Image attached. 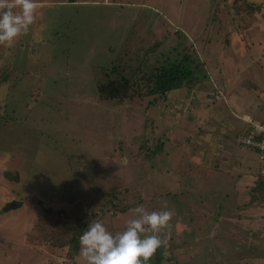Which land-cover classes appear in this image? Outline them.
Listing matches in <instances>:
<instances>
[{
    "label": "rangeland",
    "instance_id": "374dc122",
    "mask_svg": "<svg viewBox=\"0 0 264 264\" xmlns=\"http://www.w3.org/2000/svg\"><path fill=\"white\" fill-rule=\"evenodd\" d=\"M37 1L47 8L0 57V264H82L68 244L80 223L122 231L137 205L174 213L148 264H253L250 246L202 235L215 201L201 211L198 189L202 162L252 113L246 95L263 105L264 0ZM182 55L202 62L199 81L146 94L145 73ZM120 78L129 96L103 99Z\"/></svg>",
    "mask_w": 264,
    "mask_h": 264
},
{
    "label": "crops",
    "instance_id": "0c3cea01",
    "mask_svg": "<svg viewBox=\"0 0 264 264\" xmlns=\"http://www.w3.org/2000/svg\"><path fill=\"white\" fill-rule=\"evenodd\" d=\"M80 1L85 0H72L71 5L74 6L77 3H82ZM37 2L39 6L47 8L45 3ZM49 3V8L55 4H63L65 6L64 0H49ZM95 3H98V1H95ZM104 4L117 5L120 2L119 0L115 2L104 0ZM77 29L76 27V32ZM78 34L76 33L75 37ZM13 49L14 43L12 46L0 44V57L6 60L8 53L10 54ZM246 97L248 99L247 103L251 104L252 113L243 112L244 114H241L243 116H240L239 119L251 118L253 120L259 119L255 121H262L261 119L264 118V102L262 105L259 99H249L247 95ZM242 119H240V126H236L234 129H241L243 132L245 121ZM230 129L232 130L233 128ZM226 142L228 144L227 147L223 143L218 145L219 150L215 148L216 155L213 160H216L214 162L206 159L210 162V166L208 162H202L208 168L206 170L207 178L204 180L207 183L210 182V184H208V188L203 186L202 191L198 189L199 200L204 203L200 210L209 208L203 200L206 197L209 200L215 201V207H212V210L209 209L208 211L212 214V217L208 221L205 220L210 225L205 228V232L202 235L209 236V239L212 238L210 241H213V244L217 246H250L249 250H247L250 253L246 254L242 259L249 263L257 264L258 262H264V254H260L258 250L253 248L258 241H263L264 245V201L259 200L260 192L255 193V189H261L260 181H258L261 179V176L258 178V175L262 163L253 149L241 146L238 144L237 139L236 143L229 140V138ZM205 157L207 156L205 155ZM208 179H213L214 182ZM226 185L230 187V193L229 191H225ZM210 186L211 189H209ZM227 193L229 194L227 195ZM20 201L23 203V200L20 199ZM203 218L206 219V217ZM258 235L263 237L258 239ZM226 239H228L227 242H224ZM201 240L202 238L199 237L196 243L198 245L201 244Z\"/></svg>",
    "mask_w": 264,
    "mask_h": 264
},
{
    "label": "clouds",
    "instance_id": "9594fccd",
    "mask_svg": "<svg viewBox=\"0 0 264 264\" xmlns=\"http://www.w3.org/2000/svg\"><path fill=\"white\" fill-rule=\"evenodd\" d=\"M37 0H0V44L12 46L36 20ZM122 231L113 233L101 220H91L78 237L82 264H148L166 243L173 211H148L137 205Z\"/></svg>",
    "mask_w": 264,
    "mask_h": 264
},
{
    "label": "trees",
    "instance_id": "16d2710c",
    "mask_svg": "<svg viewBox=\"0 0 264 264\" xmlns=\"http://www.w3.org/2000/svg\"><path fill=\"white\" fill-rule=\"evenodd\" d=\"M193 59L188 55H182L180 58L174 60H164L159 66H155L148 73L144 75L145 93L150 96L165 95L171 90L178 89L185 86H190L195 81H199L200 73L204 72L203 64L201 61ZM204 75V74H203ZM128 82L123 79L109 80L105 85H101L100 96L103 99H122L129 96ZM145 95V94H144ZM253 120V119H252ZM255 121V120H254ZM249 124L245 123V129L238 136L237 142L239 144V139L243 133L246 132V127ZM163 147L156 145L154 151L158 152ZM261 191H264V179H260ZM211 189V186L209 187ZM123 211H126L123 210ZM81 220L79 219L80 222ZM86 227L85 222L80 223V232H82ZM71 243V245H70ZM78 237L73 236L68 240L70 245L69 249L71 253L78 251ZM157 254V251H156ZM159 258L155 260V264H158Z\"/></svg>",
    "mask_w": 264,
    "mask_h": 264
},
{
    "label": "built area",
    "instance_id": "2783aa9c",
    "mask_svg": "<svg viewBox=\"0 0 264 264\" xmlns=\"http://www.w3.org/2000/svg\"><path fill=\"white\" fill-rule=\"evenodd\" d=\"M244 120L249 125L246 127V132L240 137L239 144L256 152L258 159L262 163L259 174L264 179V120L254 121L251 118Z\"/></svg>",
    "mask_w": 264,
    "mask_h": 264
},
{
    "label": "water",
    "instance_id": "95a60500",
    "mask_svg": "<svg viewBox=\"0 0 264 264\" xmlns=\"http://www.w3.org/2000/svg\"><path fill=\"white\" fill-rule=\"evenodd\" d=\"M21 203H22L21 201L13 199V200H11L5 204L4 210L7 211L9 209H13V208L21 205Z\"/></svg>",
    "mask_w": 264,
    "mask_h": 264
}]
</instances>
